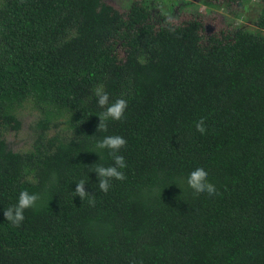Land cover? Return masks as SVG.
<instances>
[{
    "label": "trees",
    "instance_id": "trees-1",
    "mask_svg": "<svg viewBox=\"0 0 264 264\" xmlns=\"http://www.w3.org/2000/svg\"><path fill=\"white\" fill-rule=\"evenodd\" d=\"M255 24L206 35L140 1L0 0V264H264V6ZM98 86L127 100L104 129ZM28 99L67 111L72 134L45 139L39 121L33 149L13 150ZM105 135L126 140L107 192ZM196 164L214 195L184 182ZM23 189L39 200L15 226L2 209Z\"/></svg>",
    "mask_w": 264,
    "mask_h": 264
},
{
    "label": "rangeland",
    "instance_id": "rangeland-1",
    "mask_svg": "<svg viewBox=\"0 0 264 264\" xmlns=\"http://www.w3.org/2000/svg\"><path fill=\"white\" fill-rule=\"evenodd\" d=\"M122 13H127L134 1H140L149 6L153 15L161 14L174 24L187 22L191 19H201L206 27V35L218 33L221 30H234L243 27L257 29L255 20L261 12L264 3L261 0H106ZM21 121L18 130L10 129L4 133V138L15 151L33 149L36 140L42 132L39 121H45L50 128L45 133V139L53 135L68 136L72 134L69 128V114L61 112L52 106H37L31 100H25L16 109Z\"/></svg>",
    "mask_w": 264,
    "mask_h": 264
},
{
    "label": "clouds",
    "instance_id": "clouds-1",
    "mask_svg": "<svg viewBox=\"0 0 264 264\" xmlns=\"http://www.w3.org/2000/svg\"><path fill=\"white\" fill-rule=\"evenodd\" d=\"M96 104L101 109L98 128L104 129L105 122L108 119L119 120L122 118L127 107V100L118 97L115 100L109 99V93L104 90L103 86L94 89ZM203 117L194 121V126L200 132H204L205 124ZM126 144V140L121 135H105L96 143V148L100 150H108V155L112 158V163L108 166L98 165L93 169L97 176V187L100 191L107 192L111 186L112 179L123 180L125 178L123 168L126 167L125 159L120 154V149ZM95 152V151H93ZM96 153V152H95ZM208 170L201 164L191 167L183 177L184 182L195 192H205L208 195H214L217 191L216 186L208 180ZM85 180L76 181L73 190L74 196L78 195L81 200L90 192L84 188ZM39 200L38 193L29 192L26 189L20 190L16 203L10 205L6 209H2L3 217L12 225L19 226L24 220V211L33 208ZM89 203H92L90 200Z\"/></svg>",
    "mask_w": 264,
    "mask_h": 264
}]
</instances>
